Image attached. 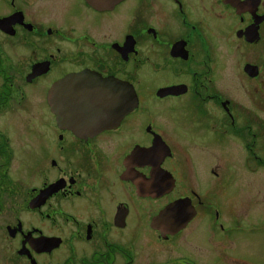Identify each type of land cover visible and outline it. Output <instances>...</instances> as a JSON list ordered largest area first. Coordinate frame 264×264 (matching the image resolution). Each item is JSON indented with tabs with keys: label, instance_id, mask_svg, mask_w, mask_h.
Masks as SVG:
<instances>
[{
	"label": "flooded vegetation",
	"instance_id": "1",
	"mask_svg": "<svg viewBox=\"0 0 264 264\" xmlns=\"http://www.w3.org/2000/svg\"><path fill=\"white\" fill-rule=\"evenodd\" d=\"M262 168L264 0H0V264H264Z\"/></svg>",
	"mask_w": 264,
	"mask_h": 264
},
{
	"label": "rangeland",
	"instance_id": "2",
	"mask_svg": "<svg viewBox=\"0 0 264 264\" xmlns=\"http://www.w3.org/2000/svg\"><path fill=\"white\" fill-rule=\"evenodd\" d=\"M264 171V168L261 169V172ZM261 187L264 188V173L261 174ZM263 235V234H262ZM262 235H260V237H262ZM260 244V257L264 256V241L260 239L259 241Z\"/></svg>",
	"mask_w": 264,
	"mask_h": 264
},
{
	"label": "water",
	"instance_id": "3",
	"mask_svg": "<svg viewBox=\"0 0 264 264\" xmlns=\"http://www.w3.org/2000/svg\"><path fill=\"white\" fill-rule=\"evenodd\" d=\"M170 210H166L160 218H165L166 216L170 215L171 214V211ZM157 222L155 223V227L158 226V228H160L162 230L164 228V226L162 225L161 221H160V224L159 225H157L158 224ZM169 227H170V229H175L176 228L173 225H170Z\"/></svg>",
	"mask_w": 264,
	"mask_h": 264
}]
</instances>
